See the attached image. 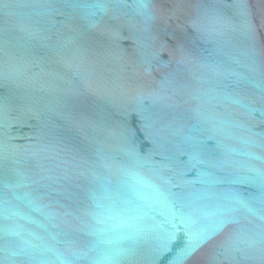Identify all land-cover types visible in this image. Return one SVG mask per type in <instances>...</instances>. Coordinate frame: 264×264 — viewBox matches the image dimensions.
Masks as SVG:
<instances>
[{"label":"water","instance_id":"water-1","mask_svg":"<svg viewBox=\"0 0 264 264\" xmlns=\"http://www.w3.org/2000/svg\"><path fill=\"white\" fill-rule=\"evenodd\" d=\"M0 264H264V0H0Z\"/></svg>","mask_w":264,"mask_h":264}]
</instances>
